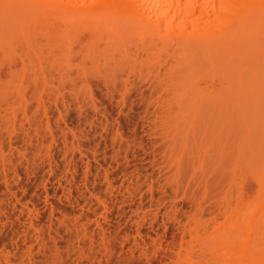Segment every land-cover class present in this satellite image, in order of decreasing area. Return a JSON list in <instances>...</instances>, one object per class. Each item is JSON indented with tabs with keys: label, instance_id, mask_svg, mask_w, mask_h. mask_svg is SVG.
<instances>
[{
	"label": "rangeland",
	"instance_id": "1",
	"mask_svg": "<svg viewBox=\"0 0 264 264\" xmlns=\"http://www.w3.org/2000/svg\"><path fill=\"white\" fill-rule=\"evenodd\" d=\"M3 5L0 51L26 65L0 59V264H195L229 239L264 256V19L210 46L190 29L176 53L98 37L60 62L45 27Z\"/></svg>",
	"mask_w": 264,
	"mask_h": 264
},
{
	"label": "bare ground",
	"instance_id": "2",
	"mask_svg": "<svg viewBox=\"0 0 264 264\" xmlns=\"http://www.w3.org/2000/svg\"><path fill=\"white\" fill-rule=\"evenodd\" d=\"M6 3L9 5H12L11 8L6 7L9 9V11H8L9 13H10V9H11V14L16 13V17H17V12L19 13L18 15L20 17H18V20L16 22V23H19L18 26L19 25L20 26L21 25H27L28 26V23H30L29 26L32 27L35 25L34 23H36L38 21L42 24L43 28L45 27L44 29H45V32L47 33V35L51 34L48 36L50 38V40H53V42L58 43V47L61 48L62 56H64V57L60 58V54H59L58 58H60V62H62L61 59H63V58L65 60L67 59V61H68L69 55L72 54V52H74L73 50L82 51V48H81L82 46H83V48H85V51L89 52V54H93V52L92 53L90 52L91 51V49H90L91 45L90 44L91 43L95 44V42H96V46L98 44L97 49H99L100 42L101 41L105 42V40H99V38L103 39V37H105V39H106V42H107L106 46L110 45V47H111L112 42L111 41L108 42L107 39L108 40L111 39V40L115 41V38H116V41H117V39L120 38L121 35L123 36V33H125V34L130 33L131 36H132V34L134 36H137L136 39H133L134 37H132V39L135 41V43H136V40L139 41V43H138L139 45L138 46H137V44L134 45V47H133L134 49L137 46V47H139V49H137V50L141 49L142 51L158 49V51H160V52L161 51H166V52L174 51L176 53L178 50H181V48H182L181 39L183 40V37H184L183 34H185L190 29L192 30V32L194 34L193 36H195V41H194L195 47L196 46L198 47L201 45H209L210 43H207V42L211 41V39H213V38L218 39L221 37H225L227 35L229 36L228 30L230 32V29H233L235 34H237V33L239 34L238 25L243 26V25L257 24L260 19H264V0H0V4L6 5ZM0 9H1V7H0ZM2 14H3V12H2ZM24 14H25L24 17H26V18L23 17V19H25V20L21 21L20 18H22V16ZM2 16H4V15H2ZM12 17H14V18H12ZM27 17H28L29 21L27 20ZM16 19H15V14H13V16H11V19H10L11 21H13V26H15L14 24H15ZM19 20L22 22L21 24H20ZM34 20H36V22ZM3 21H4V18H3ZM9 23L10 22H8L7 25H8L9 30H10V28H12V25H9ZM31 24H33V25L31 26ZM36 24L38 25V27H39V25L41 26V24H38V23H36ZM43 24H44V26H43ZM42 27L39 28V30L42 29ZM48 27L51 29L54 27L53 29L55 30V35H54V30L49 31ZM77 27L78 28L81 27V28L79 30H77ZM15 29H16V27H15ZM21 29H23V28L21 27L20 30L19 29L18 30L21 32ZM59 29L61 30V37H60V30ZM73 29H76V31L80 32V33L76 32V33H74L75 35L72 33L69 36L68 30H72V32H74ZM81 29H82V31H81ZM46 30L49 31V33ZM2 31H3V29H2ZM19 31H17V33ZM7 32L9 33V31H7ZM37 32H38V30H37ZM42 32H43V29H42ZM22 33L25 35L24 32H22ZM22 33H19V34H22ZM31 34H32V32H31ZM13 35H15V34L13 33ZM24 35L23 36L21 35V36L24 37ZM36 35H38V34H36ZM52 35H53V39L51 37ZM106 36H107V38H106ZM125 36L126 35H124L123 37H125ZM175 36H176V39H178V40L180 37H182V38L180 39V41L175 42V40H176V39L174 40ZM230 36H231V34H230ZM10 37H11V35H10ZM12 37H14V36H12ZM56 37H58L59 39ZM68 37L70 39H68ZM96 37H97V40H99V41L94 39ZM127 37L131 39V37H129V34ZM196 37H197V40H196ZM17 38H18V36H17ZM38 38H40V37H38ZM128 38H127V40H128ZM6 39H7V36H6ZM20 39L22 41H24V39H22V38H20ZM92 39H93V41H91ZM25 40H27V39H25ZM36 40H37V37H36ZM60 40L64 43H61ZM127 40H125V41H127ZM1 41H2V38L0 37V48L3 45V43H1ZM22 41H21V43H22ZM30 41H32V40H30ZM87 41H89V42H87ZM85 42H87V43H85ZM110 42H111V44H109ZM194 42L192 41L190 43V46H193ZM56 43H55V45H56ZM88 43H90V44H88ZM132 43L135 44L134 42H132ZM205 43H207V44H205ZM22 44H20V45H22ZM9 45H10V43H9ZM12 45H14V43ZM55 45H54V47L57 46V45L56 46ZM60 45H62L63 47ZM88 45L90 46V47H88V50H90V51L86 50V47ZM23 46H25V44ZM223 46H224L223 48H225V45H223ZM15 47H17V46L15 45ZM41 47H43V45ZM54 47H52L54 50V51L52 50L53 53L56 52L58 49L57 47L54 49ZM66 47L69 48L68 53L70 52L69 51L70 49H73V50H71L72 52H70V54L67 55V57H65L66 52H67ZM219 47L222 48V46H219ZM32 48H33V44H32ZM60 48H59V50H60ZM64 48H65V53H63ZM93 48H95V45L93 46ZM124 48H127V47H124ZM31 49L28 48V49H26V51L27 50L29 51ZM5 50H7V49H5ZM124 50H126V49H124ZM124 50H123V52H124ZM1 51H0V53H1L0 59H1V57H2V59H4V61L7 63V68L11 67V69H12L14 67L13 66L14 64L16 67L21 65V64H22V67H24L26 65L25 60L21 61L22 58L17 60V59H14L12 57L13 61H12L11 65L9 66L10 61L9 62H7L8 60L6 61V59H8L6 56L7 55L9 56V53L8 54L6 53L7 54L6 55V54H4L5 52L3 53ZM8 51H9V48H8ZM32 51H34V50H32ZM17 52L15 51V53H17ZM105 52L110 53V51H108V50L104 51V53ZM29 53L31 54V52H29ZM58 53H59V51H58ZM94 53H95V56L98 57L96 55L97 52L95 51ZM17 55H19V54H17ZM24 55H25V53H24ZM110 55H112V54H110ZM110 55H108L107 58ZM14 56H15V54H14ZM25 56H26L25 57V59H26V58H29V56L31 57L33 55H29L27 53ZM36 56H37V54H36ZM52 56L54 59V55H52V53H51V57ZM37 57L35 58V60L39 59V57L38 58ZM41 57H43V56H41ZM104 57H105V55H104ZM72 58H73V56L70 59V63H71ZM114 58H115V56H114ZM53 59H52V61L55 60V59L54 60ZM91 59H95V57L91 58ZM99 59H100V57H99ZM48 60L49 61L51 60L50 57ZM104 60H106V57ZM44 61H46V59H44ZM116 61H117V59H115V62ZM13 62H14V64H13ZM19 62H21V63H19ZM27 62L29 63V59ZM84 62L85 61L83 60V63ZM1 63L3 65V61ZM52 63H54V62H52ZM65 64H67V62L66 63L64 62V65ZM93 64H95V62ZM2 65H1V68H2ZM79 65H82V64L80 63ZM79 65H77V66H79ZM87 65H88V63H87ZM36 66H38V65H36ZM52 66H53V64H52ZM4 67H5V65H4ZM68 67H69V63H68ZM67 70H68V68H67ZM223 213L225 214L226 212L224 211ZM232 217L233 216H231L228 219L229 222L232 221ZM101 229H103V228H101ZM209 230L207 228H205V226H204L202 228L198 227L196 232L195 231L193 232L195 235L197 234L198 246L207 245V243L210 242V240H211L210 238L212 237L214 232L216 233V235H215L216 240L219 241L220 239H222L224 237L225 233H228L229 228L227 226H219V225L216 226V224H215L214 232L210 233ZM242 232H244L245 238H249L250 235H254L256 237L259 235V231H257L253 227L246 229V234H245V230H243V229H242ZM94 236H95V234H94ZM223 245H226L225 249L228 250V253L226 254V256H224V257H212L211 259H206L205 262H202L203 261L202 257L204 256L205 250H207V248L206 249L201 248L199 254L197 253L196 255L192 256L195 259L197 257L200 259L195 264H264V256L259 251H255L253 254H247L246 256L237 257V258L235 257L236 254L244 253L247 251V244L244 243L241 239H229V240H227L226 244L224 243V244H222V246ZM210 247H212V246H209L208 248H210ZM212 248H214V247H212Z\"/></svg>",
	"mask_w": 264,
	"mask_h": 264
}]
</instances>
